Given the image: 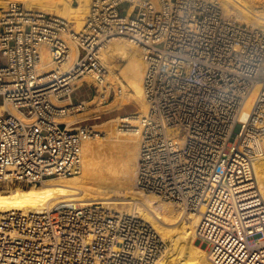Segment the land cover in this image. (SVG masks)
I'll use <instances>...</instances> for the list:
<instances>
[{
  "label": "built area",
  "instance_id": "obj_1",
  "mask_svg": "<svg viewBox=\"0 0 264 264\" xmlns=\"http://www.w3.org/2000/svg\"><path fill=\"white\" fill-rule=\"evenodd\" d=\"M72 29L20 1L0 10V187L80 174L93 125L60 120L86 108L73 98L85 75L95 97L122 92L108 83L101 53L122 37L144 61L136 187L197 215L195 236L215 264H264L255 171L264 30L230 19L217 0H91L83 29ZM68 39L79 53L64 70ZM167 248L144 218L94 202L0 212V264H157Z\"/></svg>",
  "mask_w": 264,
  "mask_h": 264
},
{
  "label": "bare ground",
  "instance_id": "obj_2",
  "mask_svg": "<svg viewBox=\"0 0 264 264\" xmlns=\"http://www.w3.org/2000/svg\"><path fill=\"white\" fill-rule=\"evenodd\" d=\"M8 1H20L27 9L48 12L65 19L74 24V33L83 29L91 7V0H76V3L74 0H0V10L7 7ZM219 1L230 17L235 14L238 19H245L264 29L262 4L254 6L250 0ZM68 45L69 58L63 65L64 70L74 64L79 53L72 40L68 39ZM101 53L102 61L109 69L108 83L122 87V92L117 93L107 105L121 108L135 103L139 106V111L120 115L93 127L91 136L83 143V170L80 174L48 179L41 185L26 189L17 187L9 193L0 191V212H36L66 200L94 202L107 209H114L115 212L134 213L151 222L162 238L171 243L165 256L157 264H215L209 259L206 247L195 236L199 221L197 215L186 214L187 212L180 211L158 196L140 191L135 185L139 157V125L148 111L143 88L144 61L140 48L125 38L117 37L111 39ZM118 58L124 63H113ZM42 64L49 70L53 69L47 51L42 53ZM115 69H120V73H116ZM93 80L92 76L85 75L79 83L82 85L83 81H87L90 84ZM108 95L109 91L106 90L104 96L95 98L105 102ZM97 99L84 101V104L92 105ZM99 111L101 112L100 109ZM12 112L17 113L15 109ZM68 117L60 121L70 120ZM72 118L70 121L73 123L82 121L80 117V120ZM255 171L257 183L264 196V156L255 162Z\"/></svg>",
  "mask_w": 264,
  "mask_h": 264
},
{
  "label": "rangeland",
  "instance_id": "obj_3",
  "mask_svg": "<svg viewBox=\"0 0 264 264\" xmlns=\"http://www.w3.org/2000/svg\"><path fill=\"white\" fill-rule=\"evenodd\" d=\"M150 1H152L154 4H155V2H157V4H159V1L160 0H150ZM219 3H220V5H221V7L224 9V7L222 6V4H221V2L219 1V0H217ZM250 2H251V4L252 5H254V6H259V5H261V6H264L263 4H264V1H261V0H250ZM74 3H76V0H74ZM156 4V5H157ZM224 11H225V9H224ZM226 12V11H225ZM226 15L230 18V19H233V20H236V21H239V22H244V23H248V24H250V25H253V26H256L255 24H252V23H249L247 20H245V19H238L237 17H236V15L235 14H232L231 15V17L226 13ZM253 18V17H252ZM73 23H71V26L73 27ZM256 27H259V26H256ZM260 28V27H259ZM262 29V28H261ZM264 30V29H263ZM113 63H115V64H123L124 63V61H122L121 59H117V60H115ZM115 72L116 73H120V69H115ZM95 95H96V92L95 91H93L92 89H91V87L89 86V84L87 83V82H84V84L80 87V88H78L76 91H75V93H74V95H73V98H74V100H81V101H92L93 99H97V98H101L102 96H100V97H97V98H95ZM116 96L112 93V95L108 98V100L107 101H105L104 102V100H102V99H97V102H95V103H93L92 105H86V108L83 110V111H81V112H78V113H75V114H73V115H68L67 117L71 120V118L72 119H77V118H81V122H78L76 125H82V124H91V125H93V127L94 126H96V125H98V124H103L104 122H106V121H108V120H110V119H112V118H115V117H118V116H124V115H126L127 113L129 114V113H133V112H137V111H139V106L137 105V104H135V103H131V104H126V105H124L123 107H121V108H112L111 106H109V105H107V104H109V102L111 101V100H113L114 98H115ZM104 102V103H103ZM106 108H108V109H106ZM96 107H98L97 109H96ZM94 109H95V111L96 112H94ZM99 109L101 110V112L99 111ZM108 110V111H107ZM83 115H85V116H83ZM70 116H71V118H70ZM75 116V117H74ZM76 116H78V117H76ZM80 118L79 119H77V120H80ZM68 120V119H67ZM65 121V122H70V123H73L72 121H70V120H68V121ZM105 135V134H104ZM83 170V169H82ZM76 176V175H75ZM136 177V176H135ZM41 185V184H40ZM30 186H27V187H21V188H29ZM15 188H17V187H14V188H3V187H0V191L1 192H3V193H9V192H11V190L12 189H15ZM167 202V201H166ZM168 204H172V205H174L176 208H178L175 204H173V203H170V202H168ZM180 211H181V209L180 208H178ZM113 211H115L114 209H113ZM182 212H184L183 210H182ZM186 213V212H185ZM186 214H189V213H186ZM147 221V220H146ZM149 223H151V222H149ZM153 225V224H152ZM154 227V226H153ZM166 242H167V244H168V248L170 247V241H168V239H164ZM168 248H167V250H168ZM166 254V253H165ZM165 256V255H164Z\"/></svg>",
  "mask_w": 264,
  "mask_h": 264
}]
</instances>
